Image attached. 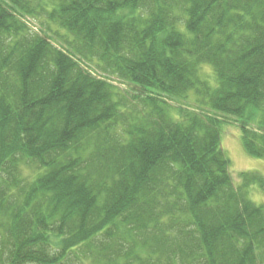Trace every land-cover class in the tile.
I'll use <instances>...</instances> for the list:
<instances>
[{"label":"trees","instance_id":"16d2710c","mask_svg":"<svg viewBox=\"0 0 264 264\" xmlns=\"http://www.w3.org/2000/svg\"><path fill=\"white\" fill-rule=\"evenodd\" d=\"M227 119L264 159V0H0V264H264Z\"/></svg>","mask_w":264,"mask_h":264},{"label":"rangeland","instance_id":"374dc122","mask_svg":"<svg viewBox=\"0 0 264 264\" xmlns=\"http://www.w3.org/2000/svg\"><path fill=\"white\" fill-rule=\"evenodd\" d=\"M35 26V23H30ZM204 78L213 77L212 71L205 67L202 71ZM228 124L223 126L221 142L227 157L231 161V177L235 184L239 183L238 174L242 171H254L264 176V159H256L247 156L242 150L240 143V131L237 125L232 122V119H227ZM30 168V169H29ZM23 169V177H29L31 180L34 173L32 168ZM253 199L263 200L262 195L253 193Z\"/></svg>","mask_w":264,"mask_h":264}]
</instances>
